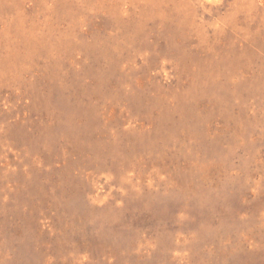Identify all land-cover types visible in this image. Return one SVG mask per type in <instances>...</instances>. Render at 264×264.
Instances as JSON below:
<instances>
[{
    "label": "rangeland",
    "instance_id": "rangeland-1",
    "mask_svg": "<svg viewBox=\"0 0 264 264\" xmlns=\"http://www.w3.org/2000/svg\"><path fill=\"white\" fill-rule=\"evenodd\" d=\"M0 264H264V0H0Z\"/></svg>",
    "mask_w": 264,
    "mask_h": 264
}]
</instances>
